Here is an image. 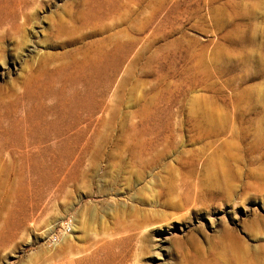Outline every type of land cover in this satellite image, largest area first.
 Listing matches in <instances>:
<instances>
[{
    "label": "rangeland",
    "instance_id": "1",
    "mask_svg": "<svg viewBox=\"0 0 264 264\" xmlns=\"http://www.w3.org/2000/svg\"><path fill=\"white\" fill-rule=\"evenodd\" d=\"M51 111L0 264H264V0H0V139Z\"/></svg>",
    "mask_w": 264,
    "mask_h": 264
},
{
    "label": "bare ground",
    "instance_id": "2",
    "mask_svg": "<svg viewBox=\"0 0 264 264\" xmlns=\"http://www.w3.org/2000/svg\"><path fill=\"white\" fill-rule=\"evenodd\" d=\"M4 24L5 21H2L1 25L3 26ZM52 83L53 81L51 80V84ZM50 89H52V86ZM50 115L52 118L46 119L45 117L41 119V121H39L35 126H32L30 123L29 132L24 131L23 127H20L21 125H12L7 133L1 137L2 139H0V193H3L5 187L10 183L9 181L14 180L16 185L15 188L13 187V191L15 189L14 194L15 197H17L16 199H18L19 203L25 202L26 200V203H23L20 207V215L24 217H15L14 220H11L12 222L9 223V227L6 229L7 231L4 229L5 232H2L4 234L3 240H5L6 244L7 242H10L11 244L15 242L16 244V241L19 240V237H23L21 236V233L24 231L23 227L25 228V224L29 218L28 211L31 212V215L34 217L32 221L33 224L31 225H33V229L36 232L35 238H38L37 231L40 229V224L38 223L37 218L39 220L42 210L39 205L40 201L38 199L40 198L38 197V192L40 193V189L37 177L39 174L36 172L38 159H36L34 162L35 170L33 169L32 164H29V159L32 158L34 154H38V151L40 154L46 153L48 156L45 160V163L47 167L52 170L54 165V154L56 150L67 149L68 143L66 141L72 140L75 136V134L57 135L53 128L54 120L52 111ZM87 129V125L81 127L78 130L79 135L85 137L84 132ZM79 146L80 145H78V147ZM27 180H29L30 184H27ZM44 189L46 190L47 194H49L51 200H54L57 194L56 192L58 191L56 190L55 177H52V180L46 184ZM29 191H31L30 194H28ZM26 196H28L27 199ZM35 216L38 217L36 218ZM62 236L64 238H68L69 234L64 233Z\"/></svg>",
    "mask_w": 264,
    "mask_h": 264
}]
</instances>
